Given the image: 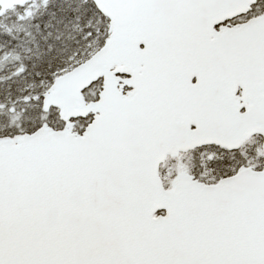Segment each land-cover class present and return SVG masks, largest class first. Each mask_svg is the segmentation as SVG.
<instances>
[{"label": "snow or ice", "instance_id": "snow-or-ice-1", "mask_svg": "<svg viewBox=\"0 0 264 264\" xmlns=\"http://www.w3.org/2000/svg\"><path fill=\"white\" fill-rule=\"evenodd\" d=\"M0 264H264V0H0Z\"/></svg>", "mask_w": 264, "mask_h": 264}]
</instances>
